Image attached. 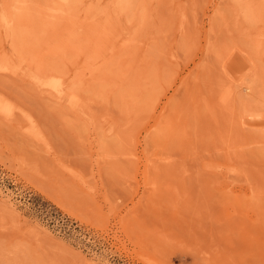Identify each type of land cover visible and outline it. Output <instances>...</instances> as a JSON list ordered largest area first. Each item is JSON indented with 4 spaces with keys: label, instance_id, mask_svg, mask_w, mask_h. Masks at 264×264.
I'll list each match as a JSON object with an SVG mask.
<instances>
[{
    "label": "rangeland",
    "instance_id": "rangeland-1",
    "mask_svg": "<svg viewBox=\"0 0 264 264\" xmlns=\"http://www.w3.org/2000/svg\"><path fill=\"white\" fill-rule=\"evenodd\" d=\"M0 8V264H264V0Z\"/></svg>",
    "mask_w": 264,
    "mask_h": 264
},
{
    "label": "bare ground",
    "instance_id": "bare-ground-1",
    "mask_svg": "<svg viewBox=\"0 0 264 264\" xmlns=\"http://www.w3.org/2000/svg\"><path fill=\"white\" fill-rule=\"evenodd\" d=\"M61 2H63V3H67L69 0H60ZM259 5V4H258ZM259 7V6H258ZM1 9V8H0ZM37 9H39V8H37ZM260 9V8H259ZM100 11V10H99ZM249 12H250V10H248ZM3 12V11H2ZM47 12V11H46ZM5 14V13H4ZM249 14V13H248ZM2 15V24H3V26L5 27V29L6 28H10V26H11V19L10 18H8L6 15H3V14H1ZM248 16V15H247ZM218 17V16H217ZM37 21V20H36ZM38 22V21H37ZM57 24L58 23H56V26H57ZM59 25V24H58ZM253 25V24H252ZM2 26V27H3ZM35 26V25H34ZM55 28V27H54ZM37 29V28H36ZM4 30V29H3ZM37 31V30H36ZM159 32V31H158ZM1 33V32H0ZM258 38V37H257ZM41 39V38H40ZM15 41V40H14ZM245 41V40H244ZM180 44V43H179ZM185 47V46H184ZM16 51V50H15ZM227 51V50H226ZM144 56V55H143ZM111 59V58H110ZM102 66V65H101ZM246 66V65H245ZM109 67V66H108ZM240 67V66H239ZM105 68V67H104ZM190 80V79H189ZM124 83V82H123ZM43 84H46L45 82H41L40 83V85H43ZM193 84V83H192ZM50 89L49 90H52V91H54L55 93H60L62 90H63V87H62V83H60V82H58V83H56V82H53V83H51L50 84ZM103 87V86H102ZM246 87H248V86H246ZM245 89V88H244ZM247 90H249L248 88H247ZM74 95V94H73ZM78 101H79V99H78ZM2 100H0V103L2 104ZM90 106V105H89ZM1 108V107H0ZM152 109V108H151ZM7 110H8V108H7ZM120 110V109H119ZM193 111V110H192ZM202 111V110H201ZM8 112V111H7ZM10 112V111H9ZM146 113V112H145ZM4 116H5V113H4ZM162 117V116H161ZM77 120V119H76ZM80 126V125H79ZM171 129V128H170ZM167 131V130H166ZM165 131V132H166ZM172 134V133H171ZM164 135V134H163ZM203 139V138H202ZM226 139V138H225ZM197 140V139H196ZM195 140V141H196ZM195 143V142H194ZM121 146V145H120ZM128 147V146H127ZM246 147V146H245ZM156 149V148H155ZM244 149V148H243ZM241 150H242V148H241ZM206 151V150H205ZM217 151V150H216ZM219 152V151H218ZM128 153V152H127ZM245 154V153H244ZM261 154V153H260ZM117 155H119V154H117ZM122 155H124V154H122ZM191 156V155H190ZM123 157V156H122ZM154 158V157H153ZM160 159H161V157H159ZM158 157H157V159H159ZM131 159V158H130ZM152 159V158H151ZM126 160V159H125ZM240 160V159H239ZM153 161V160H152ZM173 161V160H172ZM179 161V160H178ZM184 161H186V159H184ZM163 162H165V161H163ZM162 163V162H161ZM166 163H168V162H166ZM180 163V162H179ZM164 164V163H163ZM170 164V163H169ZM176 165V164H175ZM149 167H150V165H149ZM147 168H148V166H147ZM154 169V168H153ZM183 169H184V166H183ZM187 169H188V166H187ZM178 171V170H177ZM167 172V171H166ZM182 172V171H181ZM181 172H178V173H181ZM171 175V174H170ZM168 179V178H167ZM175 182V181H174ZM177 186V185H176ZM176 188V187H175ZM177 189V188H176ZM261 190V189H260ZM217 196V195H216ZM203 197V196H202ZM172 198V197H171ZM203 201H204V199H203ZM253 201H254V199H253ZM259 201V200H258ZM202 204H203V202H202ZM254 204V203H253ZM255 208L257 209V207L255 206ZM245 209V208H244ZM263 215V214H262ZM238 218V217H237ZM263 224V223H262Z\"/></svg>",
    "mask_w": 264,
    "mask_h": 264
}]
</instances>
